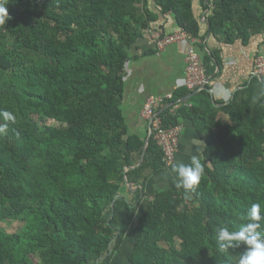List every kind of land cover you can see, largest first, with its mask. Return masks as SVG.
Wrapping results in <instances>:
<instances>
[{"label":"trees","instance_id":"trees-1","mask_svg":"<svg viewBox=\"0 0 264 264\" xmlns=\"http://www.w3.org/2000/svg\"><path fill=\"white\" fill-rule=\"evenodd\" d=\"M200 2L202 20L193 0H9L0 25V112L16 120L0 116L8 126L0 133V223L24 226L0 228V264H112L126 243L120 218L144 197L128 264H238L245 248L221 253L214 236L218 226L247 223L252 203L264 205V96L253 101L264 76L229 102L214 100L209 83L196 94L171 93L190 106L169 101L156 111L162 128L181 127V137L190 119L204 136L211 169L189 199L170 189L146 194L169 166L151 122L145 136L131 133L122 107L139 41L152 31L171 34L160 18L172 14L200 42L197 51L208 35L247 43L264 28V0ZM147 54L160 53L156 46ZM202 60L216 78L218 55L204 52ZM126 187L136 188L133 199Z\"/></svg>","mask_w":264,"mask_h":264},{"label":"crops","instance_id":"crops-1","mask_svg":"<svg viewBox=\"0 0 264 264\" xmlns=\"http://www.w3.org/2000/svg\"><path fill=\"white\" fill-rule=\"evenodd\" d=\"M193 1L196 15L202 20L204 14L201 2L200 0ZM203 22L205 23V20ZM158 24H165L166 33H174L179 30L172 14L167 17V20L160 18ZM204 45L203 50L201 48L198 50L202 59L204 58V52L211 55L215 53L220 59L215 68L214 75L216 78L209 80L212 88V97L216 101L229 102L238 92L248 88L253 82L254 77L251 73L255 59L257 56L264 54V28L247 43H243L240 40L234 43H226L222 39H216L208 35ZM188 47L189 45L183 42L169 46L159 55H145L156 48L154 38L147 36L140 40L135 50H133V59L128 67L125 96L122 105L131 133H136L140 136H145V134L149 133V122L142 117V110L150 96H163L185 89ZM261 90H264V86L258 82L255 85V97L260 96ZM181 126L182 133L176 162L183 161L187 163L190 157L196 154L203 159L205 150L204 136L190 119H185ZM168 189L184 192L183 189L175 187L170 167L159 176L151 178L146 184L145 192L152 195ZM135 191L136 188L126 187L123 190V194L133 199L132 193ZM149 200L150 197H144L139 207L145 205L144 209H146ZM126 213L120 218V232L125 237L126 243L122 247L120 254L114 258L112 264H128L127 257L132 244L130 240L131 232L141 214L135 218V216L129 215L131 212Z\"/></svg>","mask_w":264,"mask_h":264},{"label":"clouds","instance_id":"clouds-1","mask_svg":"<svg viewBox=\"0 0 264 264\" xmlns=\"http://www.w3.org/2000/svg\"><path fill=\"white\" fill-rule=\"evenodd\" d=\"M9 0H0V25H4L9 18L7 4ZM264 96V90L259 93ZM257 97H253L255 101ZM5 121L15 123L16 117L10 111L0 112ZM7 124H0V133L7 130ZM206 165L211 169V163H205L201 156L192 155L187 163L178 161L170 165L175 187L184 190L186 199L191 198L190 193L196 191L205 175ZM264 205L252 203L247 213V223L242 224L238 230L229 231L227 226H218L215 230V244L221 253L227 254L229 250L245 248L240 255L238 264H264ZM258 229H261L258 231Z\"/></svg>","mask_w":264,"mask_h":264},{"label":"built area","instance_id":"built-area-1","mask_svg":"<svg viewBox=\"0 0 264 264\" xmlns=\"http://www.w3.org/2000/svg\"><path fill=\"white\" fill-rule=\"evenodd\" d=\"M151 35L156 40V46L159 53L164 51L170 45L183 42H186L189 45L186 57L187 66L184 84V88L189 93H198L209 85L210 81L207 77L202 57L195 46V44H197L199 41H197L183 29H179L174 33L165 35L163 37L160 32L156 31H152ZM252 76L259 78L264 76V54L255 59V66ZM169 101L171 103L168 105V107H173L174 109H178L182 105L190 106L188 100L185 99L174 101L173 94L150 96L144 104L142 116L144 119L151 122V126L153 127L152 135L155 131V139L164 152L165 161L170 167L171 164L176 162L181 127L169 129L162 128L160 114L156 112Z\"/></svg>","mask_w":264,"mask_h":264},{"label":"rangeland","instance_id":"rangeland-1","mask_svg":"<svg viewBox=\"0 0 264 264\" xmlns=\"http://www.w3.org/2000/svg\"><path fill=\"white\" fill-rule=\"evenodd\" d=\"M144 207L145 205H143V207L137 208L134 212H131L129 215L135 216V218H137L138 215L143 213ZM125 214L127 213L125 212ZM23 226H24L23 222L7 221V222L0 223V228L8 233L19 232L22 230Z\"/></svg>","mask_w":264,"mask_h":264},{"label":"water","instance_id":"water-1","mask_svg":"<svg viewBox=\"0 0 264 264\" xmlns=\"http://www.w3.org/2000/svg\"><path fill=\"white\" fill-rule=\"evenodd\" d=\"M197 93V92H196ZM196 93H194V94H196ZM151 137V136H150ZM150 137H149V140H150Z\"/></svg>","mask_w":264,"mask_h":264}]
</instances>
